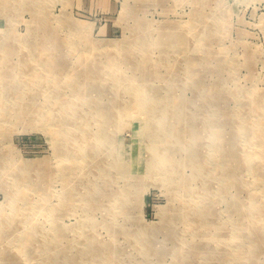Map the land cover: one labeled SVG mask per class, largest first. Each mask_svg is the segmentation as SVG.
Here are the masks:
<instances>
[{
    "label": "rangeland",
    "instance_id": "rangeland-1",
    "mask_svg": "<svg viewBox=\"0 0 264 264\" xmlns=\"http://www.w3.org/2000/svg\"><path fill=\"white\" fill-rule=\"evenodd\" d=\"M263 203L264 0H0V264H264Z\"/></svg>",
    "mask_w": 264,
    "mask_h": 264
},
{
    "label": "bare ground",
    "instance_id": "bare-ground-1",
    "mask_svg": "<svg viewBox=\"0 0 264 264\" xmlns=\"http://www.w3.org/2000/svg\"><path fill=\"white\" fill-rule=\"evenodd\" d=\"M138 104V103H137ZM139 106V105H138ZM137 108V107H136ZM147 110V109H146ZM139 111V110H138ZM137 113V112H136ZM61 122V121H60ZM150 125V124H149ZM143 135V134H142ZM166 136V135H165ZM158 142V141H157ZM163 154V153H162ZM264 204V203H263ZM173 211V210H172ZM175 212V211H174Z\"/></svg>",
    "mask_w": 264,
    "mask_h": 264
}]
</instances>
